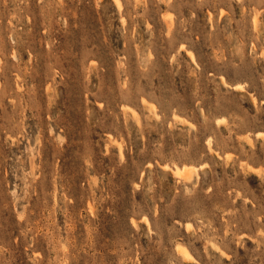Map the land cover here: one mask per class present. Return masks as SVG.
<instances>
[{
	"label": "rangeland",
	"instance_id": "374dc122",
	"mask_svg": "<svg viewBox=\"0 0 264 264\" xmlns=\"http://www.w3.org/2000/svg\"><path fill=\"white\" fill-rule=\"evenodd\" d=\"M0 264H264V0H0Z\"/></svg>",
	"mask_w": 264,
	"mask_h": 264
},
{
	"label": "bare ground",
	"instance_id": "6f19581e",
	"mask_svg": "<svg viewBox=\"0 0 264 264\" xmlns=\"http://www.w3.org/2000/svg\"><path fill=\"white\" fill-rule=\"evenodd\" d=\"M116 1V0H115ZM119 4V3H118ZM197 168L191 167V166H183L182 168L176 169V174L181 177H189V174L196 170Z\"/></svg>",
	"mask_w": 264,
	"mask_h": 264
}]
</instances>
